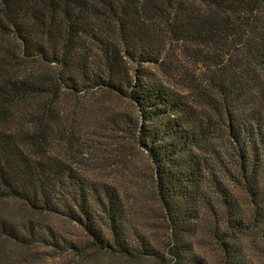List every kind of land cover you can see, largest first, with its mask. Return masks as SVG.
Segmentation results:
<instances>
[{
    "label": "trees",
    "instance_id": "trees-1",
    "mask_svg": "<svg viewBox=\"0 0 264 264\" xmlns=\"http://www.w3.org/2000/svg\"><path fill=\"white\" fill-rule=\"evenodd\" d=\"M100 258L264 264V0H0V264Z\"/></svg>",
    "mask_w": 264,
    "mask_h": 264
},
{
    "label": "rangeland",
    "instance_id": "rangeland-1",
    "mask_svg": "<svg viewBox=\"0 0 264 264\" xmlns=\"http://www.w3.org/2000/svg\"><path fill=\"white\" fill-rule=\"evenodd\" d=\"M108 105H110L111 107H113V109L116 111L118 110H130L131 109V105L129 104L128 101L126 100H122V99H111V100H108ZM88 134V133H87ZM83 136H86L87 139H88V143L94 145L95 142H96V138H93L91 137V135L89 134V136L83 134ZM80 135L79 138L83 137ZM101 138V136H99ZM102 139H104V137H102ZM89 144V145H90ZM78 147L75 149V147L73 149H69L70 150V155L72 157H75L76 160H80L82 158V156H80L79 152H78ZM94 147H97V146H94ZM83 149L85 150L86 148L83 147ZM99 149V148H98ZM88 150V149H87ZM100 152V151H99ZM107 152H105L106 154ZM95 156V155H94ZM142 155H135L134 156V160L131 164H127V166H134V164H137V166L144 168V166H146V161L144 159H142L141 157ZM101 158L100 156H98V158L95 156V157H91L90 159H88L87 161H82L85 165H83L84 167L87 168V170L89 172H91L92 174L98 176V177H103L104 179L108 180V181H114L113 179L114 178H118L119 180L123 179V173L121 174L120 172L122 171H125L124 167L122 170H115V169H118L117 166H106L104 164L101 163ZM100 165V166H99ZM127 168V167H125ZM121 186H126V181L123 179L122 180V184ZM205 252L207 253V255H211V256H214V251L212 249L211 246L209 247H205L204 248ZM101 260L99 261H96V262H93V263H90V264H107L106 262H108V259L110 258H100ZM103 259V261H102ZM110 261V260H109ZM49 264H52V261H49L48 262ZM126 262L124 260H121V259H116L115 261H111L110 264H125Z\"/></svg>",
    "mask_w": 264,
    "mask_h": 264
}]
</instances>
